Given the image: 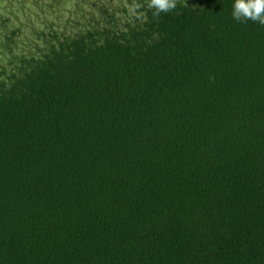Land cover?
I'll list each match as a JSON object with an SVG mask.
<instances>
[{
	"label": "trees",
	"instance_id": "1",
	"mask_svg": "<svg viewBox=\"0 0 264 264\" xmlns=\"http://www.w3.org/2000/svg\"><path fill=\"white\" fill-rule=\"evenodd\" d=\"M233 2L0 31V264H264V27Z\"/></svg>",
	"mask_w": 264,
	"mask_h": 264
},
{
	"label": "rangeland",
	"instance_id": "2",
	"mask_svg": "<svg viewBox=\"0 0 264 264\" xmlns=\"http://www.w3.org/2000/svg\"><path fill=\"white\" fill-rule=\"evenodd\" d=\"M123 5H127L128 15L123 13ZM106 8L114 15L112 22L103 13ZM131 10L127 0H0V21L5 22L0 31L11 35L18 30V52L28 55L32 45L25 38L34 30L68 37L102 27L123 29L137 15ZM3 62L0 57V64Z\"/></svg>",
	"mask_w": 264,
	"mask_h": 264
},
{
	"label": "clouds",
	"instance_id": "3",
	"mask_svg": "<svg viewBox=\"0 0 264 264\" xmlns=\"http://www.w3.org/2000/svg\"><path fill=\"white\" fill-rule=\"evenodd\" d=\"M178 0H149L148 7L153 10L152 15L159 17L177 8ZM139 6H134L132 12L136 13ZM142 17V14H140ZM232 17L238 23L246 24L249 21L264 27V0H234Z\"/></svg>",
	"mask_w": 264,
	"mask_h": 264
}]
</instances>
